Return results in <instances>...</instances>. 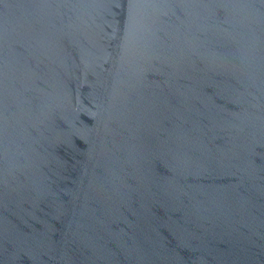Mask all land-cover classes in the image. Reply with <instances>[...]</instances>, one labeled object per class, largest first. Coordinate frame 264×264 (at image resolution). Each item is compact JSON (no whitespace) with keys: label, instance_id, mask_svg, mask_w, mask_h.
Instances as JSON below:
<instances>
[{"label":"water","instance_id":"water-1","mask_svg":"<svg viewBox=\"0 0 264 264\" xmlns=\"http://www.w3.org/2000/svg\"><path fill=\"white\" fill-rule=\"evenodd\" d=\"M0 264H264V0H0Z\"/></svg>","mask_w":264,"mask_h":264}]
</instances>
